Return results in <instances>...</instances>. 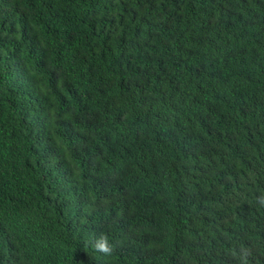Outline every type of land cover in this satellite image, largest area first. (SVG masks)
Wrapping results in <instances>:
<instances>
[{
  "label": "trees",
  "instance_id": "1",
  "mask_svg": "<svg viewBox=\"0 0 264 264\" xmlns=\"http://www.w3.org/2000/svg\"><path fill=\"white\" fill-rule=\"evenodd\" d=\"M259 197L264 0H0V264H264Z\"/></svg>",
  "mask_w": 264,
  "mask_h": 264
},
{
  "label": "clouds",
  "instance_id": "2",
  "mask_svg": "<svg viewBox=\"0 0 264 264\" xmlns=\"http://www.w3.org/2000/svg\"><path fill=\"white\" fill-rule=\"evenodd\" d=\"M261 204H264V197L258 198ZM95 251L102 253L106 256H111L115 245L109 240V237L105 234H101L92 244ZM241 264H247V254L241 256Z\"/></svg>",
  "mask_w": 264,
  "mask_h": 264
}]
</instances>
